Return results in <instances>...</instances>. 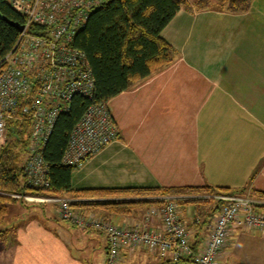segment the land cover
<instances>
[{
    "label": "crops",
    "instance_id": "0c3cea01",
    "mask_svg": "<svg viewBox=\"0 0 264 264\" xmlns=\"http://www.w3.org/2000/svg\"><path fill=\"white\" fill-rule=\"evenodd\" d=\"M223 1L211 0L203 11L182 9L165 27L161 36L176 51L174 63L109 101L119 138L73 171V191L211 187L228 190L219 196L264 201V0H252L240 14L227 11ZM62 197L86 217L162 228L160 217L149 215L158 205L114 215L93 205L128 199ZM24 205H9L0 264L107 263L106 233L61 220L56 206L31 211ZM209 205H179L195 252L221 203ZM169 259L138 246L122 249L118 264H185ZM217 264H264V230L233 226Z\"/></svg>",
    "mask_w": 264,
    "mask_h": 264
},
{
    "label": "built area",
    "instance_id": "2783aa9c",
    "mask_svg": "<svg viewBox=\"0 0 264 264\" xmlns=\"http://www.w3.org/2000/svg\"><path fill=\"white\" fill-rule=\"evenodd\" d=\"M110 1L11 0L13 8L25 17V24L0 71V156L8 142L10 122L29 124L24 171L30 188L50 187L44 150L58 118L69 113L76 96L93 98L95 81L85 53L74 47V41L91 14ZM118 138L109 102L92 105L72 132L62 163L74 170L81 169ZM217 196L223 203L198 252L190 244L176 197H157L162 203L149 210V215L160 217L162 228L158 231L83 216L74 209V201L66 198H25L57 203L61 220L106 233L109 244L106 264H118L122 249L133 250L138 246H146L175 263L217 264L233 226L264 230V201Z\"/></svg>",
    "mask_w": 264,
    "mask_h": 264
},
{
    "label": "trees",
    "instance_id": "16d2710c",
    "mask_svg": "<svg viewBox=\"0 0 264 264\" xmlns=\"http://www.w3.org/2000/svg\"><path fill=\"white\" fill-rule=\"evenodd\" d=\"M251 2L252 0H224L223 4L227 11L240 14L249 10ZM210 6L211 0H111L91 14L85 28L77 35L74 47L86 55L95 81L93 98L76 96L71 101L69 113L58 118L44 150L50 181V187L44 190L30 188L24 171L29 124L19 125L10 122L8 142L0 156V222L8 214L10 204L23 200H15L13 195L56 197L71 195L75 199L125 198L128 200L93 206L100 207L109 214L129 215L139 208L162 203L145 199L136 201L130 198L228 193L224 188L211 187L185 189L136 187L73 191L74 169L62 163L71 134L89 107L109 102L174 63L176 51L162 38L161 33L175 15L182 9L190 12L203 11ZM10 21L23 26L25 17L13 8L11 0H0V71L3 69L5 56L14 49L21 32ZM261 198L264 200V195H261ZM213 202L214 200L202 198L180 200L178 204L209 205ZM219 208L220 205L214 208L215 213ZM8 239V231L0 230V242H7Z\"/></svg>",
    "mask_w": 264,
    "mask_h": 264
},
{
    "label": "rangeland",
    "instance_id": "374dc122",
    "mask_svg": "<svg viewBox=\"0 0 264 264\" xmlns=\"http://www.w3.org/2000/svg\"><path fill=\"white\" fill-rule=\"evenodd\" d=\"M190 1V0H189ZM37 190H41V189H37ZM29 196H34V197H48V198H51V197H56V196H40V195H29ZM13 198H15V200H21L23 199L22 201H19L20 203H25V207L29 208L31 211H37L39 210V208H41V206H56L57 207V203H52L50 201H47V200H40V199H33V198H30V199H27L25 198L26 196H20V195H13L12 196ZM218 196L217 195H208V196H204V194H200L198 196H181L179 198L176 199V201H180L178 199H182V200H185V199H211V200H218L221 202V204L223 203V201L219 198H217ZM63 198V197H61ZM15 204H17V202H14ZM211 205H207L205 207V209L209 210ZM58 209V207H57ZM8 220L7 221H2L0 222V230H3L5 229V227H7L9 224H8Z\"/></svg>",
    "mask_w": 264,
    "mask_h": 264
},
{
    "label": "water",
    "instance_id": "95a60500",
    "mask_svg": "<svg viewBox=\"0 0 264 264\" xmlns=\"http://www.w3.org/2000/svg\"><path fill=\"white\" fill-rule=\"evenodd\" d=\"M5 19V18H4ZM6 20V19H5ZM11 22V21H10ZM11 24H13L19 31H22L23 30V26L20 25V24H17V23H13L11 22Z\"/></svg>",
    "mask_w": 264,
    "mask_h": 264
}]
</instances>
